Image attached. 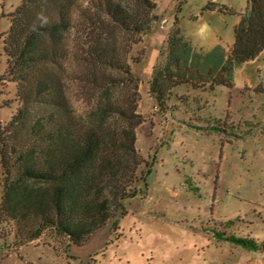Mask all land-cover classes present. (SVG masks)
<instances>
[{
  "label": "trees",
  "instance_id": "1",
  "mask_svg": "<svg viewBox=\"0 0 264 264\" xmlns=\"http://www.w3.org/2000/svg\"><path fill=\"white\" fill-rule=\"evenodd\" d=\"M154 9L152 0H20L9 13L0 81L12 84L3 104L14 108L0 121V211L20 243L50 231L64 249L81 245L137 193L145 173L135 129L143 119L129 58L140 59L129 47L150 31ZM204 9L227 11L212 1ZM177 23L175 17L166 56L148 82L161 111L174 87L229 85L233 69L264 49V0H247L228 52L219 44L197 49ZM69 73L99 94L85 114L70 103ZM113 87L126 90L115 105L104 101ZM112 114L122 120L118 132L107 124Z\"/></svg>",
  "mask_w": 264,
  "mask_h": 264
},
{
  "label": "rangeland",
  "instance_id": "2",
  "mask_svg": "<svg viewBox=\"0 0 264 264\" xmlns=\"http://www.w3.org/2000/svg\"><path fill=\"white\" fill-rule=\"evenodd\" d=\"M152 1L157 18L129 47L130 56L140 59L135 64L129 58L140 80L137 112L143 119L135 129L145 173L137 193L123 200L124 212L67 249L50 231L20 243L0 211V264H264V49L233 69L229 85L174 87L165 111L148 91L175 17L197 49L219 44L228 52L247 0ZM209 1L227 11L205 10ZM19 3L0 0V76L9 13ZM66 77L72 108L85 114L99 94L76 76ZM1 89L0 121L6 122L14 105L3 101L12 98V84L0 81ZM125 91L113 87L104 101L120 103ZM107 124L118 132L122 120L112 114Z\"/></svg>",
  "mask_w": 264,
  "mask_h": 264
},
{
  "label": "built area",
  "instance_id": "3",
  "mask_svg": "<svg viewBox=\"0 0 264 264\" xmlns=\"http://www.w3.org/2000/svg\"><path fill=\"white\" fill-rule=\"evenodd\" d=\"M166 22H167V20L166 19H161V21H160V28L161 29H164L165 28V24H166Z\"/></svg>",
  "mask_w": 264,
  "mask_h": 264
}]
</instances>
